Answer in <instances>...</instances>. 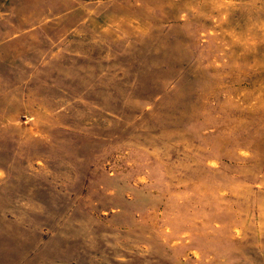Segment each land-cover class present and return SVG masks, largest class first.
<instances>
[{
	"label": "rangeland",
	"instance_id": "1",
	"mask_svg": "<svg viewBox=\"0 0 264 264\" xmlns=\"http://www.w3.org/2000/svg\"><path fill=\"white\" fill-rule=\"evenodd\" d=\"M0 264H264V0H0Z\"/></svg>",
	"mask_w": 264,
	"mask_h": 264
}]
</instances>
